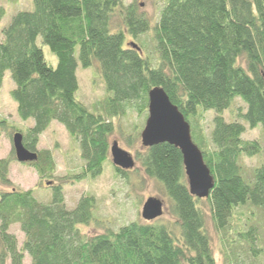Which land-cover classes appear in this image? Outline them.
I'll return each instance as SVG.
<instances>
[{
  "label": "trees",
  "instance_id": "trees-1",
  "mask_svg": "<svg viewBox=\"0 0 264 264\" xmlns=\"http://www.w3.org/2000/svg\"><path fill=\"white\" fill-rule=\"evenodd\" d=\"M5 16L0 5V87L8 70L17 115L33 120L23 129L8 125V132H20L22 144L36 152L26 163L39 180L55 170L52 151L37 148L52 120L77 142L82 162L57 183L46 180L42 187L51 195L43 201L33 188L12 185L13 147L12 157L0 158V184L8 187L0 190V264H23L25 253L30 264H216L201 202L230 249L228 264L237 260V245L245 242L256 252V231L242 209L253 206L264 216V161L247 167L242 157L263 148L241 135L245 124L259 125L264 137V0H165L153 25L135 2L123 0H31L30 8ZM149 28L151 47L132 40ZM38 38L55 55V65L46 60ZM78 64L94 66L105 87L91 106L76 96ZM156 85L188 121L213 186L206 197L191 194L179 148L167 142L144 146L136 158L167 197L174 221L132 220L82 233L79 225L97 222L95 197L82 193L69 207L63 181L102 172L111 156L114 119L128 110L145 112L148 90ZM236 98L244 109H231ZM229 108L237 118L225 119L223 110ZM208 109L214 114L206 134L200 119ZM13 224L23 232L21 243L10 230ZM228 228L232 234H226Z\"/></svg>",
  "mask_w": 264,
  "mask_h": 264
},
{
  "label": "rangeland",
  "instance_id": "rangeland-1",
  "mask_svg": "<svg viewBox=\"0 0 264 264\" xmlns=\"http://www.w3.org/2000/svg\"><path fill=\"white\" fill-rule=\"evenodd\" d=\"M124 3L135 2L137 12L145 16L150 25L156 21L159 11L165 0H123ZM0 5L5 8V20L17 9H27L31 7V0H0ZM4 21V20H3ZM139 40L144 47H151V28L139 35ZM130 39V36H127ZM38 42L41 44L40 39ZM46 60L55 65L56 57L50 51L47 45L41 44ZM144 53V52H143ZM78 79V89L76 96L88 106H91L96 100L102 98L106 91L103 81L94 66L82 67L78 64L76 68ZM14 83L8 70L4 72L2 84L0 87V120L6 121V125L0 124V158L12 157V133L8 132L11 127L25 128L33 123L32 118L21 120L16 112V102L11 98L9 91L13 88ZM245 104L236 98L231 109L236 110L238 107L244 109ZM231 109L223 110L225 119L237 118ZM214 114L212 109L202 112L200 122L207 134L212 124L211 119ZM147 110L137 113L134 110H128L127 113L119 119H114L115 129L110 136V142L116 140L118 145L127 150L134 159L132 167L126 170L125 175L119 174L114 170L111 156L108 162L104 164L100 174L93 178H85L80 181L72 182L67 179L63 181V194L67 206L71 207L82 193H90L95 197L94 216L97 222L92 221L90 224H81L79 229L82 233L93 234L101 233L106 229H116L123 223L132 220L145 221L141 216L143 202L150 196H155L162 200V213L156 219L173 222L174 217L168 209V200L159 184L151 177L144 173L140 161L136 158L137 153L144 150L140 140V131L143 127ZM4 127V128H3ZM136 132L137 135H136ZM243 139H257L262 145V152L253 156H243L242 162L247 167H251L264 161V137L261 133L260 126L249 127L245 124V130L242 133ZM37 148H49L52 151L55 161V170L50 178L39 180L34 168L28 165V161L13 160L9 167V178L12 185L23 189L33 188L34 196L43 201L50 199V190L45 189L46 180L57 183L62 180V176L74 171H78L81 165V159L78 154L77 142L71 138L65 128L58 122L52 120L49 126L39 135ZM1 189H8L7 186L0 184ZM205 211V228L210 237V244L216 264H228V259L232 256L230 249L223 244L222 234L218 232L210 218L206 202L200 203ZM245 215L249 214V222L254 226L255 239L254 248L256 252L248 247L244 242L237 245L234 249L236 261L231 264H262L264 261V216L253 206H246ZM249 212V213H248ZM245 215H240L241 219H246ZM237 225L236 220L231 225ZM233 229V228H232ZM232 229H227L226 234H232ZM21 243L23 232L17 224L10 227ZM229 257V258H228ZM23 264H30V258L25 253Z\"/></svg>",
  "mask_w": 264,
  "mask_h": 264
},
{
  "label": "water",
  "instance_id": "water-1",
  "mask_svg": "<svg viewBox=\"0 0 264 264\" xmlns=\"http://www.w3.org/2000/svg\"><path fill=\"white\" fill-rule=\"evenodd\" d=\"M132 47L139 49L131 41ZM20 132L12 135V147L18 161H30L36 158V152L22 144ZM143 146H151L167 142L179 148L185 169L189 192L197 197H206L213 186L212 174L204 162L199 147L194 143L190 133V125L178 107L172 103L161 86H153L148 90L147 116L140 131ZM112 163L129 169L134 164L132 155L121 148L116 140L110 144ZM161 199L150 196L142 204L141 216L144 220L155 219L162 213Z\"/></svg>",
  "mask_w": 264,
  "mask_h": 264
}]
</instances>
